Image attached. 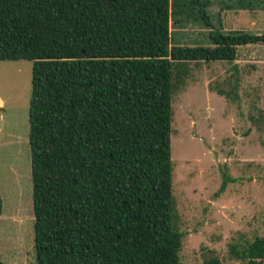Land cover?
Returning <instances> with one entry per match:
<instances>
[{
    "label": "trees",
    "instance_id": "trees-1",
    "mask_svg": "<svg viewBox=\"0 0 264 264\" xmlns=\"http://www.w3.org/2000/svg\"><path fill=\"white\" fill-rule=\"evenodd\" d=\"M211 1L0 0V62H32L36 264H180L172 98L190 64L233 63L240 47L264 44V33L224 31ZM235 2L224 10H252ZM190 23L208 31L210 46L173 39L172 29ZM234 69L213 88L231 102L239 100ZM248 119L264 131V111ZM234 181L224 172L215 197ZM228 256L264 264V237L229 244ZM197 264L223 263L203 248Z\"/></svg>",
    "mask_w": 264,
    "mask_h": 264
},
{
    "label": "rangeland",
    "instance_id": "rangeland-1",
    "mask_svg": "<svg viewBox=\"0 0 264 264\" xmlns=\"http://www.w3.org/2000/svg\"><path fill=\"white\" fill-rule=\"evenodd\" d=\"M235 1L212 0L208 11L213 22L219 14L226 32L264 33V16L224 10ZM172 32L180 44L210 46L200 24ZM235 66L239 100L231 102L213 88L232 80ZM190 68L185 86L172 98V189L184 233L180 264L199 263L203 248L214 250L223 264H240L228 256V245L264 237V131L248 119L250 113L264 111V44L240 47L233 63ZM31 76V61L0 62L2 264H36L28 144ZM224 172L235 181L215 197Z\"/></svg>",
    "mask_w": 264,
    "mask_h": 264
},
{
    "label": "crops",
    "instance_id": "crops-1",
    "mask_svg": "<svg viewBox=\"0 0 264 264\" xmlns=\"http://www.w3.org/2000/svg\"><path fill=\"white\" fill-rule=\"evenodd\" d=\"M245 3H246V6H249L252 10L232 9L231 11L237 12V13L238 12L239 13L244 12L243 14H248L250 16L252 15L254 17H256V16L263 17L264 16V0H245Z\"/></svg>",
    "mask_w": 264,
    "mask_h": 264
}]
</instances>
